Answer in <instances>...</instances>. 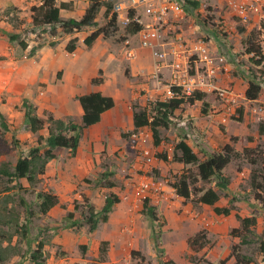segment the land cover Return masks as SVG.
<instances>
[{"label":"rangeland","instance_id":"obj_1","mask_svg":"<svg viewBox=\"0 0 264 264\" xmlns=\"http://www.w3.org/2000/svg\"><path fill=\"white\" fill-rule=\"evenodd\" d=\"M25 1L32 5L30 6L25 2L24 7L26 8L20 9L19 6H9L3 8L0 12V21L5 23L3 29H6L3 30V35L7 38L10 35H18V41L26 42L28 49L23 53L26 56L30 48L37 46L43 41L45 43L56 42L54 47H50L54 49L62 43L66 47L69 41L77 39L75 43V58L81 59L89 55L98 56L99 61L96 66L103 63L106 64L105 69L109 73L107 75L108 89L114 90L121 86L127 96L132 97V93H135L131 103L132 111L134 106L138 107L137 109H146L151 114V110L157 102H166L172 99L170 98L171 90L169 91L167 86L170 82L169 67L175 61L172 47L175 46L174 37L176 33L182 35L183 45L185 50L188 51L187 55L193 53V48L196 45L204 43L212 56L224 57V64L229 65L228 78L224 76L226 72L223 67L224 64L218 69L217 75L221 76V85L217 86L215 81L217 75L209 80V83L213 85L212 87L228 89L232 92L228 99L221 100L217 95V90H206L203 92L202 101L206 105L196 101L189 107L183 106L182 109L177 110L170 118L169 127L159 130L160 144L158 146H154L152 133L147 127L136 131L133 129L125 131L122 136L126 139L125 149L129 157H114L111 160L101 161L100 166L102 167H99L97 175L84 178L79 182L77 191H80L86 185L99 188L104 187L107 183H112L113 187L123 196L131 195L137 200V204L141 205V209L144 201L147 200L149 205H151L152 201L155 202L156 222L150 223L145 216L139 217L137 212L134 213L135 219L132 227L134 232L131 235L133 237L135 235L144 236L142 240V245L144 242L142 250L144 261L140 260V256L131 258L128 253L120 257V259L116 258L120 260L119 264H158L159 261L154 247L155 236L158 238L157 242L160 249L163 250V254L171 258L176 264L206 263L203 257L190 251L187 246L190 232L184 233L182 231L185 217L183 218L181 215L182 212L176 202L178 199L174 196L175 194L171 195L169 201L166 198L164 199V205L166 204L167 206L166 216L160 214L158 201L152 197V199L143 200L135 194L137 184L144 180L150 182V194L152 195V192H155V189L160 187V178L164 184L170 187L182 176L188 177L190 181L192 177L197 175V167L195 165L181 166L179 162L173 159L174 154L179 155L176 146L181 141H185L191 147L198 160L202 161L209 153L220 152L228 144V142H223V138L226 137V129L231 135L230 139L237 138L234 142L229 141V145L240 155L238 158L235 157L225 168L224 176L229 179V184L225 190H217L219 195L218 208H231V212L237 210L239 214L234 213L235 220L234 216L232 217L234 221L238 222L239 228L240 221L237 216L240 218H242V215H244V218L262 217L264 221V202L254 198L256 193H260L259 195L264 199V134L260 135L258 132L259 126L264 123V61L260 66H255L253 61H256L257 58H252L251 55L245 54V49L250 40H253L256 45L264 41L263 17L251 15L248 16V19H239L229 12L224 0H205L195 9L184 8V16L182 18L170 15L165 37L171 40L173 44L170 47L172 51H169V45L167 44L160 49V51L167 53L165 60L162 62L163 73L161 68L158 72L157 80L151 77L154 58L150 53L152 68L147 73L136 76L139 79L138 83L143 85L137 87L135 85L137 81L135 76L131 75L128 60L135 58V50L140 49L141 46L138 35L130 36L128 29L132 22L139 23L142 27L145 24L152 23L150 18L145 16L143 5L138 6L135 10L128 8L126 15H129L131 11H134V15L131 19L127 16V21L124 16L125 10L119 15L115 12V8L119 4H124L123 7L126 8L131 7L129 2L125 0H98L103 6L97 13L96 26L85 28L71 35H63L58 28L33 27L30 9L33 6H39L41 0ZM91 1L55 0V3L57 7H60L61 18L75 17L78 19L79 15H82L89 7ZM107 5H111L112 11L117 15L116 29L109 30L106 37L100 35L96 40L97 42L95 41V44L93 43L90 47L85 46L83 43L84 39L97 29L104 27L105 23L108 22L109 17L106 18L105 16V6ZM204 13L205 15L207 13L206 18H204ZM18 41L13 43V45L20 51L17 44ZM94 45L95 47H92ZM64 51L66 52L65 48ZM128 51L133 53L131 58H128ZM138 56L140 58L144 57L142 54H138ZM194 60L195 56L190 57L188 66H185V63L180 60L182 68L185 69L187 67L191 73L195 72V68L202 72L201 66L193 63ZM90 64H92V69L95 66V62L92 61ZM166 69L169 70V72L167 71L168 74L165 71ZM73 73L75 80L82 77L83 66L81 62L76 64ZM165 75L167 76L165 77ZM98 77H103V72L101 75L98 73L96 78ZM232 79H235V81ZM249 81L260 83L262 90L257 100L247 102L243 98V86L248 84ZM124 85L129 88H124ZM196 93L199 92L192 93V95ZM179 98L187 99L182 93L179 94ZM0 100L3 101V96L0 97ZM225 103L227 106H221V104L225 105ZM30 106L32 107V105ZM202 109H205V114H202ZM224 109L226 110V114L223 116L225 119L222 118ZM19 110L24 111L22 105ZM20 111H18L17 106L12 109L13 115H9L7 111L2 112L0 110L9 127L7 132H3L0 129V170L12 172L19 159L42 157L46 150L43 135L48 132L47 116H52V114L48 112L41 114L40 118L44 119L46 124L34 134L26 128L24 115L20 114ZM34 111L36 113V108H34ZM193 118L196 119L194 126ZM69 120L74 122V119L70 118L64 121L67 122ZM142 133L150 135V138L145 142V148L155 158L149 169L139 159L135 149V146H138L140 142L138 138L134 139L133 135H141ZM39 137L43 139H39ZM250 141L254 142L252 143L254 146L247 147V143ZM140 145L143 146V144ZM33 151L37 152L31 153ZM167 157H169V161ZM136 160L139 166L137 164V166L134 165ZM161 161L162 163H160ZM40 164L42 162L38 160L37 165L39 166ZM157 164H161L162 168L160 169ZM162 171H164V176L160 177ZM241 173L243 175H240ZM252 176L253 179L256 177L255 183L262 188L256 190L255 186L252 185L254 183H252ZM48 184L41 175H35L34 182L28 183L25 179L12 180L9 176L0 172V211L1 207H3L2 203L6 200V209L13 212V216L17 218L18 222L23 224L27 221L28 223V242L26 240L22 241L20 235H14L12 243H16L18 246V256L10 259L5 264H29L27 262L28 257L24 258V255H26V251L32 252L36 248L38 241H42L48 246L47 248L45 247V253L48 256L53 255L55 257L54 264H100L105 259L109 261V246L107 248L102 246L103 242L99 243L98 251L93 250L92 256H86L87 250L82 249L85 246L79 244L78 241L76 242L75 236L79 235L82 239L84 237L89 239L90 234L82 214V212L87 211L86 208H83L86 204L82 199L79 202H73L70 210H68L69 212L66 211L60 220L53 221L50 217L39 213L37 207L38 194L44 192ZM194 186L204 190L209 188L217 189L213 182H202L200 180ZM112 188L110 191H112ZM108 193L113 194V192ZM197 197L192 195L188 200L182 201L184 203L191 202L193 207H197ZM74 206H76V209H74ZM63 208L65 207L63 206ZM69 213H72L71 218H68ZM258 227L259 225L257 224L251 228L253 234H249L248 239L250 242L243 248L251 259H254L261 252V248H264V237H258L256 233ZM1 229H3L2 231H4L5 235H13L15 231L14 228L0 226ZM144 229L145 232L143 233ZM147 230L149 236H147ZM103 232V230H99L95 238H101ZM52 240L54 242H51ZM64 241L67 243L63 244ZM4 245L6 244L4 243ZM105 248L106 253L102 256L100 250ZM127 248L128 250L126 251H129V247ZM253 262L254 264L257 263L254 260Z\"/></svg>","mask_w":264,"mask_h":264},{"label":"crops","instance_id":"obj_2","mask_svg":"<svg viewBox=\"0 0 264 264\" xmlns=\"http://www.w3.org/2000/svg\"><path fill=\"white\" fill-rule=\"evenodd\" d=\"M25 2V0H0V12L3 8L9 6H19L20 9L26 8L24 7ZM28 4L32 5L31 3ZM82 15L80 14L78 18L82 17ZM70 18L76 19L75 17ZM4 25L5 23L0 21V97L3 96V101L0 100V110L2 112L7 111L9 115H13L12 109L17 106L18 111H20L22 102L26 101L28 105L36 108V113L39 117L44 112H48L52 114L54 119L64 121L70 118L74 119L75 124H81L82 109L77 97L98 92L114 100V107L104 112L97 124L88 127L80 133L79 145L74 156H71L70 151L66 149H55L53 151L54 159L47 162L45 172L41 177L49 183L44 192L55 195L58 198V204L51 208L45 216L50 217L53 221L60 220L65 215V212L70 210L73 202H79L82 196L88 199L90 205L98 213L104 205L108 192H113V194L118 196L119 203L114 205L107 222H100L97 229L89 234V239L87 237L82 239L79 235L75 236L76 242L78 241L79 244L86 247V256H92L93 250L98 251L99 243L107 242L109 246V261L105 259L100 264H119L120 260L116 258L120 259V257L128 253L130 255L131 250L141 252L140 254L142 255L144 248L142 240L144 236L135 235L133 237L131 235L134 232V229H132L135 219L134 213L137 212V215L142 217L140 213L141 205L137 204V200L131 195L123 196L115 187L110 191L111 188L103 186L93 188L90 185H86L80 191H77L79 182L82 179L97 175L99 167H102L100 166L101 161L111 160L114 157L124 158L128 156L125 149L126 139L122 134L133 129L131 103L135 93H132V97H129L124 94L121 86L114 90L108 89L107 75L109 73L105 69L106 64L103 63L96 66L99 61L98 56L89 55L81 59L75 58L76 50L72 54L65 52L64 43L59 44L54 49L45 45L37 51L35 56L28 58L23 53H20L15 45L10 44L8 38L3 35V30H6L3 29ZM164 39L165 45H169V51H172L170 47L173 42L168 38L166 39L165 36ZM92 47H95V45ZM173 47V51H176V48ZM135 52L136 56L128 60V66L131 75L136 78L137 82L135 85L140 87L143 85L138 83L139 79L136 76L138 74L141 76L152 68L149 55L151 52L143 48L137 49ZM138 54H142L144 57L140 58ZM92 61L95 62V66L91 69L92 64L89 65V63ZM78 62L82 63L83 74L82 77L75 80L73 71ZM223 67L226 70L224 76L228 78L229 65L224 64ZM89 69L91 70L89 71ZM99 69L103 72L104 84L94 86L91 84V80L97 77ZM163 70L162 68V73ZM165 71L168 74L169 70L166 69ZM232 80L235 81V79ZM215 81L217 86L221 85V76L217 75ZM238 81L236 80V82ZM247 86L248 84L243 86L244 99ZM124 88H126L125 85ZM246 101L249 102L248 100ZM226 103L225 105L221 104V106H227ZM21 111L20 114L24 115V111ZM225 112L226 110L224 109L222 113L223 119H225L223 117L226 114ZM195 123L196 119L193 120V126ZM47 136L48 132L43 135L44 138H47ZM230 136L226 129V137L223 138V142H228L229 144ZM252 143L254 142H248L247 147L254 146ZM167 159L168 161L170 160L169 157ZM136 164L139 166L137 160L134 162L135 166H137ZM179 165L183 166L181 163ZM157 166L160 169L162 168L161 164H157ZM240 175L243 174L241 173ZM162 176H164V171L160 173V177ZM159 181L160 187H157V191L153 193L152 198L158 201L160 214L166 216L167 206L166 204L164 205V199L166 198L169 201L171 195L175 194V192L171 187L164 184L161 178ZM174 196L178 199L176 202L181 209L182 217H185L182 231L184 233L190 232L188 239L199 232H205L207 243L200 252L195 254L203 257L205 264H217L219 261L226 259L230 254L231 247L240 243L238 237L230 235L232 229L239 228L238 222L234 221V213L239 214V212L233 210L228 216L216 215L211 206L198 203L197 207H193L191 202L184 203L182 198L176 194ZM218 204L217 202L214 207H219ZM151 206L155 207L154 201H152ZM232 216H234V220ZM242 218H244V215H242ZM256 221L259 225L256 233L260 237L263 232L264 221L262 217L256 218ZM99 230L104 232L101 238H95ZM147 236H149L148 230ZM51 242L54 241L52 240ZM65 243L67 242L64 241L63 244ZM45 247L47 248L48 246L46 244L44 246V264H54L55 257L46 255ZM127 247H129V251H126L128 250ZM243 248H245V245L241 246V253L248 256ZM253 260L257 262L256 264H264V252L261 251ZM226 264H235L234 258H229Z\"/></svg>","mask_w":264,"mask_h":264},{"label":"trees","instance_id":"obj_3","mask_svg":"<svg viewBox=\"0 0 264 264\" xmlns=\"http://www.w3.org/2000/svg\"><path fill=\"white\" fill-rule=\"evenodd\" d=\"M102 6L103 5L100 4L98 0H92L82 17L78 19H63L60 17V7L56 6L55 0H41L39 6H33L30 9L32 13L31 22L35 28H58L61 34L71 35L80 32L85 28L96 26L95 19ZM183 6L185 9H195L199 6V2L184 0ZM133 13L134 11H131L128 15L130 19L133 17ZM105 16L106 18L109 17L108 22L105 23L104 27L97 29L84 39L83 43L85 46L90 47L100 35L106 37L108 36L109 30L116 29L117 15L112 11L111 5L105 6ZM141 29V24L132 22L128 29V34L130 36L137 35ZM262 29L264 30V24L262 25ZM240 30L243 31L242 29ZM8 41L12 44L15 43L18 41V35H10V37H8ZM76 42L77 39L69 41L65 47L67 53L71 54L74 52ZM17 44L20 49V53H24L28 49L27 43L22 40L18 41ZM45 45L48 47H54L56 42L45 43L43 41L39 43L37 46L29 49L27 57L31 58L35 56L37 51ZM245 54L251 55L252 58H257L256 61H253L255 66H260L264 61L261 47L256 45L253 40L249 41L248 46L245 49ZM252 58L251 60H253ZM101 74L102 72L100 70L99 75ZM91 84L94 86H101L104 84V79L102 77L94 78L91 80ZM261 90L262 86L260 83L249 81L244 97L248 101L257 100L260 97ZM173 91H175V89H173ZM203 97V93H196L187 97V99L177 97L166 102H157L155 106H153L151 114L146 109H137L138 107L133 106V130L136 131L144 127L149 128L152 133L153 144L154 146H158L160 144L159 130L167 129L169 127L170 118L173 114L177 110L182 109L183 106L189 107L196 101H200L202 102V105H206V103L202 101ZM77 101L82 109L80 125H77L70 120L65 122L62 120H56L51 115L47 116V123L49 124L47 128L48 136L44 139L46 150L44 151L42 157H37L42 164L39 166L37 165L38 160L36 157H27L19 159L12 172H8L6 170H0V172L9 176L12 180L16 181L25 179L28 183H33L35 175L42 176L44 174L46 163L54 159L53 151L55 149L69 150L70 155L74 156L79 145L80 133L88 127L97 124L100 121L101 115L114 107V100L111 97L103 96L98 92L79 96L77 97ZM22 107L24 109L26 128L31 133H37L45 126L46 121L34 113V108L28 105L26 101L22 102ZM201 112L202 114H205V109H202ZM0 129L3 132H7L9 130L7 121L1 112ZM258 132L260 135L264 134V123L259 126ZM39 139L43 138L39 137ZM236 140L237 138L230 139L232 142ZM176 150L179 152V155L174 154L173 159L184 166L195 165L197 167V175L192 177L190 181L188 180V177L182 176L176 183L170 185L175 194L185 201L188 200L190 196L196 195L198 196L196 202L213 207V212L216 215H230L231 208H218L214 206L219 200L217 190H225L229 184V179L224 176V169L235 157L238 158L240 154L234 151L233 147L227 144L223 147L222 151L213 152L212 154L209 153L204 160L199 161L191 147L187 145L185 141L179 142L176 146ZM34 152L37 151H33L31 153ZM199 180L202 182H213L217 189L209 188L204 190L200 187L194 186V184H196ZM255 181L256 177L253 179L252 176V183L254 182L252 185L255 186L256 190L262 188L260 185L256 184ZM191 185L192 187H190ZM104 187L112 188L113 184L107 183ZM259 194L260 193H256L254 195L255 200L264 202V199H262ZM82 200L86 204L83 208L87 209V211L82 212V214L90 233L97 229L100 222H107L108 216L114 205L119 203L118 196L111 193L106 196L103 207L98 213H96L94 207L90 205L85 196H82ZM5 201L2 203L3 207H1L0 211V226L14 228L15 231L13 235H5L4 231H2L3 229L0 230V264H5L10 259L18 256V246L16 243H12V237L14 235H20L22 241L26 240V242H28L27 221L23 224L18 222L17 218L13 216V212L6 209ZM37 204L39 213L45 216L51 208L58 204V198L51 193L42 192L38 194ZM74 209H76V206H74ZM141 215L145 216L150 223L157 221L156 209L155 207L149 205L147 200L142 204ZM71 217L72 213H69L68 218ZM237 218L240 221V228L232 229L230 231V235L238 237L240 239V243L238 245H233L230 249L229 256L226 259L219 261L217 264H226L227 260L231 257L234 258L235 264H252L253 262L250 257L241 253V246L249 244V234H253L251 228L257 225L256 218H240L238 216ZM261 236L264 237V227ZM157 240L158 238L155 236L154 247L159 261L158 264H176L171 258L163 254V250L160 249ZM4 243L6 245H4ZM206 243L207 240L203 231L187 240V246L193 253L200 252ZM44 246L45 244L42 241H38L36 248L32 252L26 251L24 258L28 257L27 261L29 264H44ZM102 246L107 248L108 243L103 242ZM106 248L100 250L102 256L105 255ZM82 249L86 250V247H82ZM261 251L264 252V248H261ZM130 256L131 258L140 256V260L142 262L144 261V257L139 252L131 251Z\"/></svg>","mask_w":264,"mask_h":264},{"label":"built area","instance_id":"obj_4","mask_svg":"<svg viewBox=\"0 0 264 264\" xmlns=\"http://www.w3.org/2000/svg\"><path fill=\"white\" fill-rule=\"evenodd\" d=\"M129 2L131 7H123L124 4H119L115 8V12L119 15L125 10V19H127V11L135 10L138 6H144L145 16L150 18L152 23L145 24L144 27L138 32L140 46L143 49H147L151 52L154 62L153 71L151 72V77L155 80L158 79V72L162 68V62L165 60L167 53L160 51L164 47L165 42L164 36L166 34V26L168 22V17H183L184 16V0H125ZM190 2L202 3L205 0H187ZM225 5L229 12H231L235 17L239 19H248L251 15H260L264 18V0H224ZM129 8V9H128ZM207 15V13H206ZM204 13V18H206ZM174 48L173 51L175 56V61L170 65V82L167 88L170 91V98H179V94L182 93L185 97L192 96V93L199 92L203 93L206 90H217L218 96L221 100L228 99L232 94L228 89L215 88L209 83V80L215 78L218 69L224 64V57L222 56H212L209 52L206 44H199L193 48V53H189L185 50L183 45V38L180 33H176L174 37ZM259 46L261 47L262 55H264V41H261ZM133 53L128 51V58H131ZM195 56L193 63L199 64L201 66L202 72H199L198 68H195V72L191 73L190 69L182 68L181 61L185 63V66L189 64V58ZM181 60V61H180ZM213 88V89H212ZM175 89V91H173ZM204 94V93H203ZM134 139H139L138 141L141 146H135L137 150V155L139 159L143 162L144 166L148 169L152 166L155 158L152 153L145 148V142L150 138L149 134L133 135ZM150 182L141 181L137 184L136 196L146 200L153 196L150 194ZM157 190L155 189V192Z\"/></svg>","mask_w":264,"mask_h":264}]
</instances>
